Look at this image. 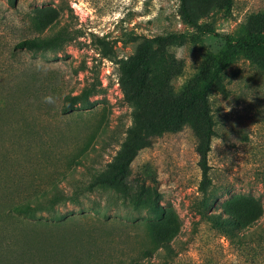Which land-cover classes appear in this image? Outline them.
Returning a JSON list of instances; mask_svg holds the SVG:
<instances>
[{"label": "rangeland", "instance_id": "obj_1", "mask_svg": "<svg viewBox=\"0 0 264 264\" xmlns=\"http://www.w3.org/2000/svg\"><path fill=\"white\" fill-rule=\"evenodd\" d=\"M223 1L212 0L198 22L220 34H245L259 24L264 0H231L228 16ZM58 29L72 38L59 52L14 47ZM192 31L178 0H0V264L264 262V239L260 246L253 232L264 229V71L243 57L209 98L214 135L206 202L198 139L189 127L137 150L126 165L124 193L104 183L113 164L125 160L117 152L139 128L135 115L156 95L138 93L122 67L143 38ZM221 46L206 36L157 50L158 92H177ZM98 82V94L64 111L67 95ZM145 162L155 172L154 186L139 171ZM235 195L258 199L263 214L241 229L245 236L230 239L211 218ZM29 201L49 209L11 210ZM137 201L156 213L135 210ZM162 216L175 219L174 238L155 229Z\"/></svg>", "mask_w": 264, "mask_h": 264}, {"label": "trees", "instance_id": "obj_2", "mask_svg": "<svg viewBox=\"0 0 264 264\" xmlns=\"http://www.w3.org/2000/svg\"><path fill=\"white\" fill-rule=\"evenodd\" d=\"M179 11L186 24L192 28L190 33H169L154 37H145L138 44L134 55L122 67V73L127 81L135 82L136 91L142 92L149 89L156 93L151 106L141 109L135 115V124L139 127L129 131V136L122 143L117 154L124 161L113 164L114 172L104 183L115 191L124 193L127 185L125 170L126 165L136 154L137 150L149 141L156 140L164 135L173 134L184 127H189L198 139L196 153L199 157L201 181L199 189L203 200H208L207 187L210 184L208 176L207 154L210 151L211 139L214 135V122L211 116L210 95L222 87L223 76L228 67L240 56L249 61L254 67L264 71V13L260 16L258 25L251 24L245 28V34H220L211 23H199L198 20L206 17L212 0H178ZM231 0H224L221 6L225 16L230 14ZM219 38L222 41L220 50L209 55L203 61L198 71L177 91L158 92L153 84L156 81L154 74L153 56L157 50H163L170 45H179L185 42L200 43L204 37ZM72 40L64 29L41 36L39 34L24 37L18 40L14 47L30 52H59ZM101 91L100 82L83 88L79 93L66 96L64 111L77 105L84 104L92 95ZM146 131V135L141 133ZM139 171L145 182L153 186L156 183L155 172L150 162L143 163ZM136 202L137 211L146 207L148 213L155 214L156 210L150 204L140 206ZM49 206L42 203L25 202L14 205L15 214L30 215L37 210H46ZM263 214L260 201L252 196L235 195L221 204V213H215L213 225L230 238H241L242 228L255 225ZM175 219L172 216H162L155 229L174 238L177 234ZM259 240V245L264 239V229L261 232L253 231ZM162 247L168 248L167 241ZM264 264V262H262Z\"/></svg>", "mask_w": 264, "mask_h": 264}]
</instances>
